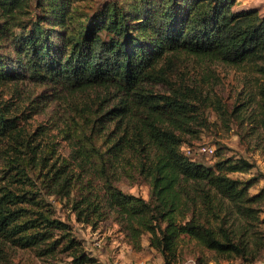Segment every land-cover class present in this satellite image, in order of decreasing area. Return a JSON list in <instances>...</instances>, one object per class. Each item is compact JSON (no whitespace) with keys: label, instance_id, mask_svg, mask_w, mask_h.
Segmentation results:
<instances>
[{"label":"trees","instance_id":"16d2710c","mask_svg":"<svg viewBox=\"0 0 264 264\" xmlns=\"http://www.w3.org/2000/svg\"><path fill=\"white\" fill-rule=\"evenodd\" d=\"M237 1L0 0V264L19 249L98 264L49 197L93 229L115 215L137 249L149 233L163 264L263 259L262 173L226 145L201 161L191 143L225 106L186 59L264 72V11ZM122 178H144L149 198Z\"/></svg>","mask_w":264,"mask_h":264},{"label":"rangeland","instance_id":"374dc122","mask_svg":"<svg viewBox=\"0 0 264 264\" xmlns=\"http://www.w3.org/2000/svg\"><path fill=\"white\" fill-rule=\"evenodd\" d=\"M248 7H259L264 11V0H238L235 5L236 9ZM184 65L187 77L202 83L206 89H213L225 106L224 109L219 108L214 103L208 107V126L198 138L191 140L194 154L198 155L195 157L207 162L215 158V152H205L202 147L215 150L219 145H226L229 155L244 156L255 163L252 173L257 170L262 173L258 183L250 190L251 193L257 192L264 187V72L259 65L237 67L218 61L199 62L194 57L186 59ZM5 91H8V87H0V93ZM32 120L34 123H46L48 116L46 113H37ZM58 141L61 153L69 156L72 149L70 143L60 137ZM120 186L146 199L150 196V186L144 178L132 186L122 178ZM49 199L58 208V214L72 224L87 251L97 258L98 264H163L161 253L149 244V233L142 236V247L137 249L115 215H110L108 220L93 229L87 224L76 222L73 213L63 207L59 200L54 197ZM14 259L17 264H72L71 258L66 255L58 260L43 261L33 251L23 249L16 252ZM194 263L193 256H189L183 264ZM260 263H264V257Z\"/></svg>","mask_w":264,"mask_h":264},{"label":"built area","instance_id":"2783aa9c","mask_svg":"<svg viewBox=\"0 0 264 264\" xmlns=\"http://www.w3.org/2000/svg\"><path fill=\"white\" fill-rule=\"evenodd\" d=\"M202 150L203 151H205V152H210V153H213L214 152V150H213V148L211 147V148H207V147H202ZM189 152V151H188ZM97 244H99V243H97ZM195 264V263H194ZM212 264H217V263H215V262H213ZM257 264H264V263H257Z\"/></svg>","mask_w":264,"mask_h":264}]
</instances>
